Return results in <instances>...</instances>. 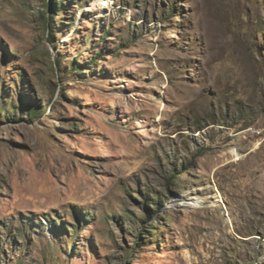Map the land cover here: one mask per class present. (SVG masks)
Returning <instances> with one entry per match:
<instances>
[{"label": "rangeland", "instance_id": "obj_1", "mask_svg": "<svg viewBox=\"0 0 264 264\" xmlns=\"http://www.w3.org/2000/svg\"><path fill=\"white\" fill-rule=\"evenodd\" d=\"M0 264H264V0H0Z\"/></svg>", "mask_w": 264, "mask_h": 264}, {"label": "bare ground", "instance_id": "obj_2", "mask_svg": "<svg viewBox=\"0 0 264 264\" xmlns=\"http://www.w3.org/2000/svg\"><path fill=\"white\" fill-rule=\"evenodd\" d=\"M69 37V36H67ZM232 154L236 155L235 150H231L230 151ZM233 155V156H234ZM237 156V155H236ZM235 156V157H236ZM237 158V157H236ZM205 203V199L204 198H196V197H192L190 199H187L186 201H184L183 204H179L182 207H191V208H201V205H203Z\"/></svg>", "mask_w": 264, "mask_h": 264}, {"label": "trees", "instance_id": "obj_3", "mask_svg": "<svg viewBox=\"0 0 264 264\" xmlns=\"http://www.w3.org/2000/svg\"><path fill=\"white\" fill-rule=\"evenodd\" d=\"M58 2H53V4H48V8L50 9V11H52V9L58 8ZM59 10H57L56 12H58ZM55 13L51 14L50 16L46 17L44 19V23L45 25L49 28L51 26V20L53 19V15Z\"/></svg>", "mask_w": 264, "mask_h": 264}]
</instances>
